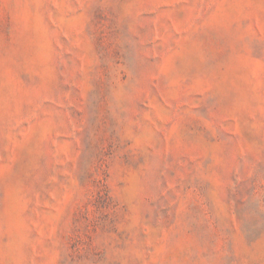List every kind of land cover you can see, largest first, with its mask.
I'll return each instance as SVG.
<instances>
[{
    "label": "rangeland",
    "instance_id": "374dc122",
    "mask_svg": "<svg viewBox=\"0 0 264 264\" xmlns=\"http://www.w3.org/2000/svg\"><path fill=\"white\" fill-rule=\"evenodd\" d=\"M0 264H264V0H0Z\"/></svg>",
    "mask_w": 264,
    "mask_h": 264
}]
</instances>
